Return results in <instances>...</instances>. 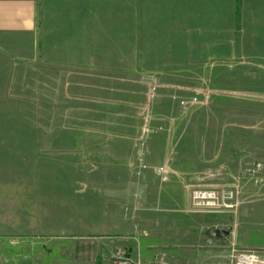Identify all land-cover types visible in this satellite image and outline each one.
Here are the masks:
<instances>
[{
  "label": "crops",
  "instance_id": "1",
  "mask_svg": "<svg viewBox=\"0 0 264 264\" xmlns=\"http://www.w3.org/2000/svg\"><path fill=\"white\" fill-rule=\"evenodd\" d=\"M217 62L264 77V0H0V263L105 264L134 240L126 222L137 218L136 206L143 210L150 190L157 195L169 186L147 170L137 176L143 166L132 149L114 155L110 182L76 183L66 136L58 149L19 148L20 110L47 108L51 118L38 120H55L58 91L81 110L91 102L90 109L112 108L122 120L143 103L136 96L146 90H137L136 78L213 77ZM108 70L117 86L104 85ZM105 92L114 99L92 97ZM58 136L48 134L55 142Z\"/></svg>",
  "mask_w": 264,
  "mask_h": 264
},
{
  "label": "rangeland",
  "instance_id": "2",
  "mask_svg": "<svg viewBox=\"0 0 264 264\" xmlns=\"http://www.w3.org/2000/svg\"><path fill=\"white\" fill-rule=\"evenodd\" d=\"M217 64L220 67L213 77L136 78L137 90H146L136 96L143 103L135 109L136 116L122 120L113 118L112 108L90 109L91 102L82 103L88 108L81 110L80 102L64 101V94L57 91L55 120H38L41 115L51 118L47 108L20 110L19 148L40 144V149H51L57 144L58 149L66 136L72 149L73 181L92 184L113 180V164L118 160L114 155L138 151V164L143 167L137 176L147 170L150 179L169 184L157 195L150 190L151 204L143 210L136 206L137 218L126 222L134 232V240L127 245L135 254L142 250L151 259L148 262L155 264L161 255L166 264H232L234 249H256L264 256V183L255 184L247 172L252 164H264V77L241 76L239 69ZM108 76L109 70L104 85L119 84L116 77ZM57 79L59 89L62 77ZM172 82L177 86H170ZM101 95L105 102L114 99V94L106 92L92 97ZM96 114L102 120H95ZM55 133L61 141L49 140L48 134ZM150 148L152 161L146 153ZM204 189L219 193L216 207L195 206L193 193ZM159 196L161 203L154 204ZM126 200L121 207L129 214L133 209ZM88 223L121 222L89 219ZM217 230L231 234L219 237ZM86 239L100 241L95 236ZM101 262L97 259V264Z\"/></svg>",
  "mask_w": 264,
  "mask_h": 264
},
{
  "label": "built area",
  "instance_id": "3",
  "mask_svg": "<svg viewBox=\"0 0 264 264\" xmlns=\"http://www.w3.org/2000/svg\"><path fill=\"white\" fill-rule=\"evenodd\" d=\"M247 172L252 176L255 184L264 183V164L258 162L247 168ZM220 195L216 190L204 189L196 190L193 193L194 204L197 207H206L212 209L219 204ZM156 258V257H155ZM155 264H166L164 256L158 255ZM105 264H154V262H143L140 258L134 256V252L129 247H123L117 250L114 256ZM232 264H264L262 252L256 249H234L232 254Z\"/></svg>",
  "mask_w": 264,
  "mask_h": 264
},
{
  "label": "water",
  "instance_id": "4",
  "mask_svg": "<svg viewBox=\"0 0 264 264\" xmlns=\"http://www.w3.org/2000/svg\"><path fill=\"white\" fill-rule=\"evenodd\" d=\"M217 236L221 237V236H229L231 234L230 230H217L216 231Z\"/></svg>",
  "mask_w": 264,
  "mask_h": 264
}]
</instances>
